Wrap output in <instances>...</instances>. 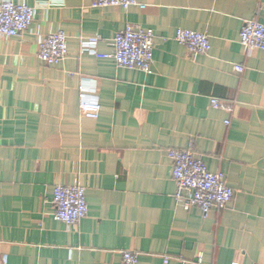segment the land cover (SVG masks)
I'll return each mask as SVG.
<instances>
[{
  "label": "crops",
  "instance_id": "0c3cea01",
  "mask_svg": "<svg viewBox=\"0 0 264 264\" xmlns=\"http://www.w3.org/2000/svg\"><path fill=\"white\" fill-rule=\"evenodd\" d=\"M4 1L36 17L0 40V264H122L123 251L138 264H264V51L240 41L245 21L264 24V0H142L128 10ZM130 25L155 32L150 73L81 54L92 36L97 53L111 54ZM178 29L208 35L209 53L189 55ZM61 31L69 55L49 66L39 43ZM83 99L102 106L97 120L82 116ZM175 149L225 174L235 190L225 210L204 216L177 202ZM58 185L86 189L79 224L54 219Z\"/></svg>",
  "mask_w": 264,
  "mask_h": 264
},
{
  "label": "built area",
  "instance_id": "2783aa9c",
  "mask_svg": "<svg viewBox=\"0 0 264 264\" xmlns=\"http://www.w3.org/2000/svg\"><path fill=\"white\" fill-rule=\"evenodd\" d=\"M119 7L128 10L132 7L144 9L142 0H93L91 8ZM36 17V10L25 2L4 1L0 3V40L23 35L29 30ZM68 37L63 31L51 34L39 43V58L49 66L59 65L69 55ZM175 40L182 45L189 55H206L211 50L210 37L205 33L178 29ZM155 32L139 26H128L112 40L111 54H100L96 49L102 42L101 37L92 36L81 43V54H92L98 59H112L118 67L150 73L155 49ZM240 41L248 52L264 51V24L257 20L245 21L240 34ZM242 73V67L235 68ZM212 107L226 109L227 105L213 99ZM82 116L97 120L102 106L96 101L83 99L80 103ZM229 125V122H226ZM168 157L173 163V178L176 183V200L187 210L198 208L204 216L213 211L225 210L235 198L222 172H211L203 159L190 151L170 150ZM56 221L68 226L79 224L87 218L89 206L87 191L81 186L58 185L53 195ZM122 264H138L139 255L134 251L121 253ZM163 264H171L169 257ZM240 264V263H233Z\"/></svg>",
  "mask_w": 264,
  "mask_h": 264
}]
</instances>
